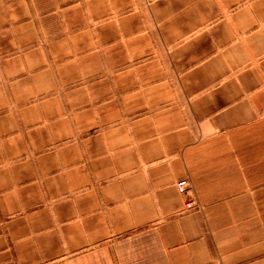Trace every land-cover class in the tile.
Listing matches in <instances>:
<instances>
[{"label":"crops","instance_id":"obj_1","mask_svg":"<svg viewBox=\"0 0 264 264\" xmlns=\"http://www.w3.org/2000/svg\"><path fill=\"white\" fill-rule=\"evenodd\" d=\"M0 264H264V0H0Z\"/></svg>","mask_w":264,"mask_h":264},{"label":"built area","instance_id":"obj_2","mask_svg":"<svg viewBox=\"0 0 264 264\" xmlns=\"http://www.w3.org/2000/svg\"><path fill=\"white\" fill-rule=\"evenodd\" d=\"M188 182L184 179V180H180L179 182L176 183V188L177 191L181 194L183 192H185V190L188 188Z\"/></svg>","mask_w":264,"mask_h":264},{"label":"rangeland","instance_id":"obj_3","mask_svg":"<svg viewBox=\"0 0 264 264\" xmlns=\"http://www.w3.org/2000/svg\"><path fill=\"white\" fill-rule=\"evenodd\" d=\"M44 3H45V2H44ZM45 4H46V3H45ZM45 4H42V6H43V7H46V5H45ZM47 4H48V3H47ZM186 181H187V180H186ZM187 182H188V181H187Z\"/></svg>","mask_w":264,"mask_h":264}]
</instances>
